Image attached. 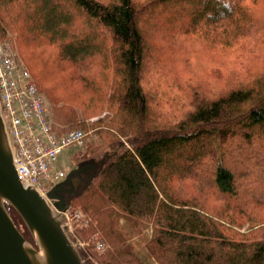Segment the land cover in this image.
I'll list each match as a JSON object with an SVG mask.
<instances>
[{"label":"trees","instance_id":"16d2710c","mask_svg":"<svg viewBox=\"0 0 264 264\" xmlns=\"http://www.w3.org/2000/svg\"><path fill=\"white\" fill-rule=\"evenodd\" d=\"M40 1L48 0H0V36L13 33L38 67L32 72L55 121L93 131L78 157L97 170L70 207L88 218L77 236L97 235L108 245L94 258L100 264H264V190L254 192L264 189V48L260 53L248 41L264 42L257 35L263 0H64L70 10L60 20L65 5L49 0V17L38 26L29 9ZM159 8L164 23L152 40L176 46L194 38L206 63L229 76L190 85L189 108L177 120L162 115L147 84L157 64L154 56L146 61L147 15ZM47 46L73 64L84 91L91 85L85 103L60 76L62 66L51 65L59 74L50 79ZM253 53L256 60L249 61ZM167 155L174 166L164 187L157 171ZM236 177L245 184L241 197ZM148 228L153 234L144 238V256L133 237Z\"/></svg>","mask_w":264,"mask_h":264},{"label":"rangeland","instance_id":"374dc122","mask_svg":"<svg viewBox=\"0 0 264 264\" xmlns=\"http://www.w3.org/2000/svg\"><path fill=\"white\" fill-rule=\"evenodd\" d=\"M58 2H63V4L65 5L64 8L60 9L57 12L56 18L60 20L65 15L66 11L70 10V8L68 9V7H66L67 6L66 1L58 0ZM50 3L51 2H49V0L46 1V3L45 1L44 2L40 1L39 8H35L34 6H30L31 7L30 9L28 8L31 14H33L34 17H37V20L35 22L36 25L38 26L44 25V22L49 17L48 8L51 5ZM24 12L25 11L23 10V13ZM257 12L259 14L258 16H262L264 18V0L257 7ZM162 13H163L162 8H159L155 10V14L151 15V17L149 14L147 15V18H151V20H149V25L147 28L148 37L146 38V44L144 46L146 50V54H147L146 61L147 62L151 61V58L153 56H154V59L157 61V64L153 65L151 69L149 70V73L147 75V84L152 89L153 93L157 96V103H158V106H159V109L162 115L168 120H177L180 117H182L183 113H185L184 111L189 108V101L191 99V93L190 91H188V89L190 85L200 84V83L206 85V80H208L209 82H214V81L221 82L224 79V76L226 77H229V76H228V73H223V71L221 73L220 69H218L217 66H214V64L206 63V55L202 52V49L197 44V41L194 38L193 40L189 37H185L184 41L187 43L184 44L181 40H179L177 41L176 46L174 42H171L170 40H166V43H165L164 40H161V37L155 36L152 40L150 34L158 27V25L160 24L162 25L164 23L163 21L159 20V18H161L162 16ZM63 26L64 25H61V27ZM258 30H259V34L257 35H259L260 38L264 40V19L260 20ZM1 38L10 47L11 46L13 47L15 52L19 55L20 57L19 59L21 63L30 70L31 74L36 80L35 74L32 72L33 65L35 66L34 61L31 60L28 57V55H24L22 53L14 34L11 32H8L4 38L3 37ZM248 41H250V44L256 45L260 53L263 52L264 42L259 43V42H255L250 39ZM160 43H162L163 45L166 44V47L163 49L161 46H159ZM186 46H189V47H186ZM56 50L52 46H47V47L42 48V52L46 53L49 56V61L47 63V66L50 70V79H52L53 77L59 74V69L55 71L51 65L62 66L60 76L64 77L67 87L69 89H71L72 87L76 89V92L79 95L78 97H76L77 101H82L83 103H85L88 100L89 95L92 96L93 94L91 85L89 89L86 90L87 91L86 93V91H84V88L82 85L83 82L81 81V79L79 77L77 78L76 75H75L76 78L74 77V74H76V70L73 64L67 60L62 59V57L58 55ZM51 57L53 58L55 62L50 63ZM186 58H190V61H186L185 60ZM255 60L256 59L253 53L249 61H255ZM35 68L37 69L38 67L35 66ZM227 70L230 71L228 67L226 68V71ZM87 71H89V69H87ZM42 94L51 112L52 120L55 121L53 117L54 110L52 108V104L50 103L45 93L42 92ZM104 111L102 115H100L101 112H98L100 116L99 115H98L99 117L95 116L94 118H91L90 121H95L98 118L103 117L105 114H107V112H104ZM55 122L59 124L57 121ZM72 129H79V128L76 127ZM72 129H69L68 127L61 125L59 132L66 133ZM85 132L87 133V137L93 134L92 133L93 131L91 129L90 130L88 129V131H85ZM81 150L82 151L84 150V146L76 147V148L71 147V148L66 149L62 153V155L59 157L56 163L57 167H59V169H63L66 173H68L71 168H73L74 166L80 163L79 161L81 159L78 156L82 152ZM239 165L242 166L243 164H239ZM173 166H174V161L172 160V158L169 157V155H167V157L163 159L162 164L160 165L157 171L158 176H159L158 183L160 185L165 187L164 177L168 173L172 172ZM259 169L261 168L259 167ZM234 171H235V175L237 176L239 172L237 167H234ZM189 182L190 181L184 182V185L188 184ZM244 185L245 184L243 183V181L237 179L236 177V187L239 193L238 197L242 196ZM194 187H195V184H194ZM263 190H264L263 188L262 189L258 188L257 190L254 189V192L262 193ZM122 223L125 225L124 221H122ZM20 226L27 234L29 241H31L34 244L32 236L28 234L26 228L22 224H20ZM246 227H248V225H245L244 229ZM152 234H153L152 229L148 228L144 235L140 236V235L135 234L133 237V241L142 243V245L139 248H140V252L144 256H147V252L143 246L144 238H150L152 237ZM99 241H100L99 236L95 235V236H92L90 239H88L87 243L88 245L95 247V245ZM89 263L90 264H100L95 258L94 260L90 259ZM150 263L159 264L155 260H151Z\"/></svg>","mask_w":264,"mask_h":264},{"label":"water","instance_id":"95a60500","mask_svg":"<svg viewBox=\"0 0 264 264\" xmlns=\"http://www.w3.org/2000/svg\"><path fill=\"white\" fill-rule=\"evenodd\" d=\"M94 170V164L74 168L46 194L21 180L0 104V264H86L71 235L67 211L72 196L91 181ZM10 206L34 244L17 228Z\"/></svg>","mask_w":264,"mask_h":264},{"label":"built area","instance_id":"2783aa9c","mask_svg":"<svg viewBox=\"0 0 264 264\" xmlns=\"http://www.w3.org/2000/svg\"><path fill=\"white\" fill-rule=\"evenodd\" d=\"M0 95L18 153L19 172L39 185L41 178L48 176L61 150L71 144H81L83 133L74 131L59 138L52 131L48 110L28 71L19 65L15 54L1 41Z\"/></svg>","mask_w":264,"mask_h":264},{"label":"flooded vegetation","instance_id":"af4514ba","mask_svg":"<svg viewBox=\"0 0 264 264\" xmlns=\"http://www.w3.org/2000/svg\"><path fill=\"white\" fill-rule=\"evenodd\" d=\"M21 230L23 231V229H21ZM23 232H24V231H23ZM24 234H25L26 237H28L27 234H26L25 232H24Z\"/></svg>","mask_w":264,"mask_h":264}]
</instances>
